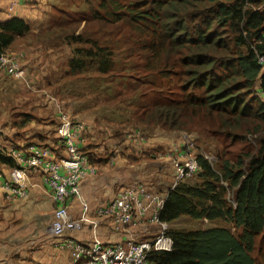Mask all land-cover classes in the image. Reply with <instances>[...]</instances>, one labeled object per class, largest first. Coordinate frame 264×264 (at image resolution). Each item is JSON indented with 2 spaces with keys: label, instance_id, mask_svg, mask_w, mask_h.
I'll list each match as a JSON object with an SVG mask.
<instances>
[{
  "label": "trees",
  "instance_id": "16d2710c",
  "mask_svg": "<svg viewBox=\"0 0 264 264\" xmlns=\"http://www.w3.org/2000/svg\"><path fill=\"white\" fill-rule=\"evenodd\" d=\"M48 8L39 31L26 18L0 19V52L26 38L48 61L33 70L40 81L74 77L100 100L131 89L128 74H143L142 90L129 100H146L149 92L151 101L127 103L124 111L135 112L128 122L145 135L156 127L197 130L219 143L217 166L199 154L198 180L171 189L160 216L171 224L189 217L230 226L170 228L172 249L154 250L151 262L264 264V0H51ZM123 25L134 41L121 58L101 33ZM239 141L245 148L234 150L235 163L225 151ZM94 158L105 164L109 154ZM0 162L17 166L2 148ZM222 179L237 186L236 204Z\"/></svg>",
  "mask_w": 264,
  "mask_h": 264
},
{
  "label": "crops",
  "instance_id": "0c3cea01",
  "mask_svg": "<svg viewBox=\"0 0 264 264\" xmlns=\"http://www.w3.org/2000/svg\"><path fill=\"white\" fill-rule=\"evenodd\" d=\"M50 1L29 0L16 7L14 11H11L8 0H0V19L6 20L15 16L26 18L32 23L34 31H39L40 27L47 21L46 14ZM38 48L37 44L29 45L22 42L20 45L14 43L8 49V52L26 68L32 86L29 88L25 87L26 84L22 82L24 80L18 79L16 81L17 79L14 80L15 78L13 79L12 76H9L7 73H4V70L0 69V100H3L0 101L1 107L12 106L13 100H20L23 105L25 103H32L24 95L29 90H33L37 94H44L43 99H45V90L48 92L49 89L47 88H50L51 85H46V83L40 81L38 75L36 76L33 72L35 67L43 63L44 57L40 56ZM42 67L44 66L42 65ZM35 97L38 96L36 95ZM97 115L94 118L95 123L102 124L99 123L101 116ZM75 117L85 122L87 127L89 125L87 131L90 139L88 137L86 140V150L90 153L91 157L94 155V159L97 161L101 159V156L109 154V160L105 164L99 165L96 163L99 168L96 176L86 179L82 185L83 196L90 205L89 215L92 221L84 224V227L80 229L67 232L64 236H56L52 229L55 203L42 183V174L34 171L33 167L25 168L24 182L28 188V195L10 198L7 196L6 190H0V264H85L84 262L76 263L71 251L61 246L65 237L74 236L78 240L89 243L96 241L104 243L119 241L127 233L126 230H114L110 220L102 218L97 214L96 209L101 204L113 198L121 188L133 183L135 180L144 181L151 188L159 191L168 190L171 187V185H168V188L164 189V185L166 184L164 179H160L159 182L155 181L153 174L162 175L161 171H157V169L147 171L146 175H137V163L134 164L132 161V159L136 160L133 155V149H135L133 146L135 144L132 142L131 136L126 134V130L123 132L124 139L121 138V134H114L119 140L115 137L106 139L102 137L100 139L101 133H106L109 134L108 137L110 136L106 128L102 130V126H96L93 119L87 123L83 117L78 115H75ZM19 118L17 116L10 118L13 121L9 122L6 115H0V148L6 150L12 156H14V150L24 152V149L28 145L24 146L23 143L30 141H32L30 143H33L34 135H38V132L41 131L38 130L39 127L37 125L28 127L22 124H27L31 119L33 120L32 117H25L24 120L26 122L19 120ZM55 123L52 124L55 125ZM23 126H26L23 130L29 132V135L27 134L25 137L28 140L23 139L22 135H24V131L21 132L20 130ZM90 126L97 127L95 133H92L94 131L90 129ZM160 133H162L160 134L161 139L168 142V144L162 146L169 149L173 140L170 137H166L163 130ZM57 136L58 128L56 125L47 141L51 143V139L57 138ZM145 145L142 149L145 148ZM50 146L54 145L50 144ZM55 147L58 149L57 145ZM136 149L138 148L136 147ZM57 153L62 155V148H59ZM161 154L159 153V155ZM164 159L171 166V171L174 172V166L170 164V156L165 155ZM13 168L15 167L6 162H0V173L5 177V180L11 178ZM117 176H120V187H117L114 182ZM109 182H113V184L108 187L106 184ZM70 207L73 216L81 217L83 210L81 202L78 199L72 201ZM140 226H132L130 229L133 230L134 234H139L142 230Z\"/></svg>",
  "mask_w": 264,
  "mask_h": 264
},
{
  "label": "built area",
  "instance_id": "2783aa9c",
  "mask_svg": "<svg viewBox=\"0 0 264 264\" xmlns=\"http://www.w3.org/2000/svg\"><path fill=\"white\" fill-rule=\"evenodd\" d=\"M10 9L22 0H9ZM263 60V58H261ZM0 67L17 77H24L25 70L6 52L0 53ZM84 124L73 122L66 114L59 129V140L64 145L65 155L59 157L49 146L31 144L24 152L13 151V155L23 168H14L11 178L6 179L0 173V190H6L10 198L26 196L24 169L33 167L42 174V183L55 203L52 229L55 235L63 236L66 231L80 229L92 221L89 215V203L82 193V183L98 172V167L81 150L84 141ZM192 172L181 169V175ZM78 199L83 204L80 218L71 213L70 204ZM164 197L151 191L144 182L131 184L118 192L111 200L97 208L99 215L110 219L117 230L133 233L131 226L157 224L154 236L136 239L132 234L118 242L103 244L81 242L74 237H66L62 247L70 249L75 262L86 260V264H152L150 253L155 249H171L173 238L169 234V224L160 220V210ZM155 228V227H154Z\"/></svg>",
  "mask_w": 264,
  "mask_h": 264
},
{
  "label": "rangeland",
  "instance_id": "374dc122",
  "mask_svg": "<svg viewBox=\"0 0 264 264\" xmlns=\"http://www.w3.org/2000/svg\"><path fill=\"white\" fill-rule=\"evenodd\" d=\"M71 12L75 14L76 11H71ZM129 31H130V28L127 25H123L119 27H114L112 30L110 29L107 33L103 31L101 35L107 34V37H108L107 39L110 40L109 44H111V46L115 49V51H119L121 49L122 55L120 56L122 58L128 42L132 43V41H134V40L129 41L132 35L131 33H129ZM25 39L26 38H17L15 41L16 45H20ZM66 51H67V55L63 59L65 61L69 55V50L67 49ZM120 56H119V53H116L117 60H120ZM52 58L57 60L58 55L54 54L52 55ZM43 62L45 63V65H47L48 63L47 59L45 60L44 58H43ZM39 67L40 66H38V68ZM7 71L8 70H4V73H6ZM60 75H61L60 73H57L55 74L54 78H58ZM136 81L138 80L134 79L133 84ZM55 82H56V85H51L52 87L47 88L49 89L48 92L47 90H45V95H46L45 99H43L44 94L42 93L37 94L33 90H29L28 92H25L24 95L26 98H29L32 103H25L23 105L22 101L13 100L12 106H6V107L0 106V115H6L9 122L13 121V120H10V118H15V116H17L18 118L20 117L19 120H24L25 117H32L33 120L31 119V121H29L27 124L25 123H22V124L27 125L28 127H30L31 125H34V126L37 125L39 127L38 130H41V131L38 132V135H34L35 136L34 142L37 144L47 143L49 146L50 144H53L54 146L58 145V140L56 137L51 139V143L47 140L51 136V132L54 131V128L56 127V125L59 124L60 122L59 115L61 113L60 111L62 110L75 120L79 119L78 117H75V115H78L80 117H83L87 121V123L93 119V122L96 126L103 127L102 130L106 128V130L110 133V136L108 137L109 134L101 133V136L99 137L100 139L102 137L104 139L113 138L115 137L114 134L117 135V133H119V135L121 134V138H123L124 130L136 129L135 123H131L126 120L129 115H132L131 116L132 118L135 115V112L130 113V111L128 110L124 111L125 108L127 109L126 104L129 102H131V104L135 107V102H133L132 100H129L133 98L132 96H134L135 91L138 90V89H135L133 85L131 89H125L123 94L119 95V97L109 98V99H106L107 101H104L105 98L103 100H100V98L97 99L96 96L94 97L93 95L95 93H93V90L90 89L89 87L84 86L83 83L77 82V79L74 77H65L63 79L58 78L56 79ZM29 85L30 83H26V86L28 88H29ZM35 94L38 97H35L36 96ZM1 95L3 96L2 92H1ZM59 96H62L63 99L60 98ZM125 98H127L128 100H126ZM30 100H28V102H30ZM0 101H3V100H0ZM97 114L101 116V120H99V123H102V124L95 123L94 118L95 116H98ZM52 123H55V125ZM96 126H90V129L94 131L92 133L96 132L97 130ZM24 127L26 126H23V128L20 129L21 132L24 131L23 130ZM161 131L162 129L160 127H156V128L149 130L148 135L147 134L145 135L146 139L144 140L146 141H143L146 143H141L140 145H138L132 141L135 144V146H133L135 147V149H133L134 150L133 155L136 158V160L132 159V161L134 164L137 163V167H136L137 175L138 174L146 175L147 171H153L154 169H157V171H161L162 175L153 174V177L156 182H159L160 179H164V181L166 182V184L164 185V189H166L168 188V185H170L176 179V176H175V173L171 171V166L164 161L165 160L164 156L159 155V153H161L163 149L158 150L157 147L168 144L166 140L161 139V136H160V134H162L160 133ZM164 132H165L166 137H170L171 140H174V141L177 140L178 137H180V135L183 134V132L174 131V130H166ZM136 133L138 136L142 137L141 132H136ZM27 134L29 135V132L24 131V135H22L23 139L28 140V138H25ZM88 137L90 139V135H88ZM192 137L195 139L194 135H192ZM115 138L119 140L118 137H115ZM214 143L219 145V143L216 141H214ZM240 144H241V141H239L236 146L229 147L225 152L226 153L230 152V154L233 155L235 153L234 150L236 152L240 150H244L245 147H242V146L239 147ZM144 145H145V148L142 149ZM136 147L138 149H136ZM139 149H142V150H139ZM152 154L155 156H152ZM119 180H120V176H117L114 181L117 187L119 186ZM197 180H198V176H195L190 181L196 182ZM112 184L113 182H109L106 185L109 187ZM163 191L164 190H162V192ZM213 225L230 226L225 221H222V220H218L214 222L205 221V220L196 221V220L190 219L189 217H183L179 219L178 221L170 224V228L174 227L178 229H195V228H206V227L213 226ZM233 230L235 229L233 228ZM147 234L148 233H145V235Z\"/></svg>",
  "mask_w": 264,
  "mask_h": 264
},
{
  "label": "clouds",
  "instance_id": "9594fccd",
  "mask_svg": "<svg viewBox=\"0 0 264 264\" xmlns=\"http://www.w3.org/2000/svg\"><path fill=\"white\" fill-rule=\"evenodd\" d=\"M29 0H22L16 7H18L19 5H21V4H24V3H26V2H28ZM8 2H9V5H10V1L8 0ZM15 7V8H16ZM11 10V9H10ZM15 10V9H14ZM14 10H11V11H14ZM4 52H6L7 54H9L10 56H12V58H14L16 61H17V59L12 55V54H10L9 52H8V50L7 51H4ZM1 53V52H0ZM123 56H125V57H129V54L128 53H126V54H124ZM261 58H263V60L261 59ZM260 59V61H262V62H264V57H260L259 58ZM18 62V61H17ZM19 63V62H18ZM19 65H20V67H22L24 70H25V76L24 77H17V76H15L14 74H12L11 72H9V71H7L6 73L9 75V76H12V77H14V78H16V79H22V80H24L26 83H30V85H29V87H31L32 86V83H31V80H30V78H29V76H28V72H27V70H26V68L25 67H23L20 63H19ZM0 69H2V70H6L5 68H1L0 67ZM128 76L130 77V83L126 86V87H128V86H130V87H132V85L134 86V88H136V87H139L140 86V84L142 83V77H143V74H140V75H137V74H135L134 72H132V73H130V74H128ZM134 79H136V80H138V81H136L134 84H133V80ZM142 90V86H140V88H138V92H140ZM260 94L262 95V96H264V91H262V90H260ZM143 99H146V100H137V102L136 103H138V102H141V103H146V102H148L147 100H149V101H151V94L148 92V94L147 95H145V96H143L142 97ZM262 98V97H261ZM104 101H107V100H104ZM61 113H60V115H59V119H60V122H59V124L57 125V128H58V136H57V140H58V149L59 148H62V151H63V154L62 155H59L58 153H57V151H58V149H56V147L55 146H49V145H46V144H38V145H44V146H49L50 148H52L56 153H57V155L59 156V157H62V156H64L65 155V149H64V145H63V143L62 142H60V140H59V129H60V126H61V124H62V121H63V115L64 114H66L63 110L62 111H60ZM73 122H81V123H83L84 124V133H83V135H84V141H83V144L81 145V150L84 152V153H86L88 156H89V158H90V161L92 162V164H94V165H96L97 166V164L96 163H94L93 161H92V159H91V155H90V153L86 150V147H87V145H86V140H87V138H88V131H87V125H86V123L85 122H83L82 120H80V119H78V120H75V119H73V118H71L68 114H66ZM74 117V116H73ZM75 118V117H74ZM161 128V127H160ZM163 131H166V130H168V129H165V128H161ZM174 131H176V130H174ZM177 131H179V132H183V134L182 135H180V137H178V139L177 140H173V142H172V144H171V146H170V148L169 149H167L165 146H160L161 147V150L163 149V151L161 152L162 154V156H164L165 157V155H169L170 156V164H172L173 166H174V173H175V176H176V179L170 184L171 185V187L168 189V190H164L163 192L162 191H159V190H157V189H153V188H151L146 182H144V181H141V180H135L133 183H131V184H134V183H137V182H144L148 187H149V189L151 190V191H155V192H157L158 194H160L161 196H163L164 197V203H165V201H166V198H167V196H168V193H169V191L171 190V189H173V188H175L176 186H177V184H179L180 182H186V181H190V180H192L195 176H197L198 175V173L201 171V169H202V166L200 165V163H199V159H198V156H199V154H204V156L206 157V158H208L209 159V161L216 167L217 166V164H218V154H219V147H217V145L218 144H215L214 143V141L213 140H204L203 138H201V136H200V133L197 131V130H195V131H193V130H177ZM124 132V131H123ZM134 132V133H133ZM136 132H141V129H131V130H126V134H128V135H130L131 136V138H132V136H133V142L135 143V144H138V145H140L141 143H143V141H145L144 139H146V137H145V134H143L142 132H141V136L143 137H140V136H138L137 135V133ZM192 135H194L195 136V139L192 137ZM247 138H249V139H251L252 141H254V136H252V135H248L247 136ZM33 143H35V142H33ZM33 143H30V144H28V146H27V148L31 145V144H33ZM35 144H37V143H35ZM229 154L227 155L231 160H233L234 162H235V159H234V156L233 155H231L230 154V152H228ZM13 157H15V156H13ZM16 158V157H15ZM214 158H215V160H214ZM16 160V162L18 163V161H17V159H15ZM236 163V162H235ZM19 164V163H18ZM17 164V166H12V167H15V168H23L22 166H21V164H19L18 165ZM245 166V165H244ZM98 167V166H97ZM26 168H30V167H26ZM182 168H185L186 170H189V171H191L192 173L190 174V175H188V174H186V173H184L183 175H181V169ZM14 169V168H13ZM243 169H245V167H243ZM98 172H99V168H98ZM97 172V173H98ZM96 176V175H95ZM94 177V176H93ZM90 178H92V177H90ZM89 179V178H88ZM84 182V181H83ZM220 183H222L224 186H226L227 187V189H228V195H227V198L233 203V204H236L235 203V199H234V190L237 188V186H234L233 188H231V187H228V186H230L229 185V182L228 181H226V180H224V179H222L221 180V182ZM131 184H129V185H131ZM82 185H83V183H82ZM129 185H127V186H129ZM127 186H125V187H127ZM125 187H123V188H125ZM123 188H121L120 190H122ZM83 193V192H82ZM29 194V193H28ZM27 194V195H28ZM118 194V193H117ZM116 194V195H117ZM115 195V196H116ZM114 196V197H115ZM113 197V198H114ZM113 198H111V199H113ZM53 199V198H52ZM111 199H109V200H111ZM85 200H86V198H85ZM108 200V201H109ZM74 201V200H73ZM80 201V200H79ZM87 201V200H86ZM81 202V201H80ZM88 202V201H87ZM107 202V201H106ZM89 203V202H88ZM105 203V202H104ZM81 205H82V210H83V204H82V202H81ZM163 206H164V204H163ZM163 206H162V208H163ZM89 207H90V205H89ZM162 208H161V210H162ZM161 210H160V215H161ZM96 212H97V209H96ZM97 214L99 215V213L97 212ZM159 215V216H160ZM100 217H102V218H105V219H107L106 217H103V216H101V215H99ZM53 218H54V214H53ZM75 218H78V217H75ZM80 218V217H79ZM108 220H110V219H108ZM160 220L161 221H164V220H162L161 219V216H160ZM205 221H208L207 219H205ZM52 222H53V220H52ZM111 222V221H110ZM164 222H167L168 224H169V234L171 235V233H170V222H168V221H164ZM112 223V222H111ZM86 224V223H85ZM113 225V224H112ZM84 227V226H83ZM132 227V226H131ZM141 228H142V230L139 232V234H134V232L133 233H131L130 231H126L127 233L121 238V240L122 239H125L128 235H130V234H132L136 239H144V238H150V237H152V236H154V235H152L155 231H156V229L158 228V226H157V224H155V226L153 225V224H150V223H148V224H144V223H142L141 224V226H140ZM155 227V228H154ZM113 228H114V230H117L114 226H113ZM123 230V229H122ZM75 231V230H74ZM119 231H121V230H119ZM67 232H69V231H66V233ZM71 232V231H70ZM65 233V234H66ZM145 233H148L147 235H145ZM64 234V235H65ZM63 235V236H64ZM56 236H58V235H56ZM61 237V236H60ZM71 237H74V236H71ZM171 237H172V235H171ZM66 238V237H65ZM75 238V237H74ZM173 238V237H172ZM76 239V238H75ZM65 240V239H64ZM78 240V239H77ZM121 240H119V241H121ZM78 241H81V240H78ZM81 242H85V241H81ZM97 242V241H96ZM115 242H118V241H115ZM89 243V242H88ZM95 243V242H94ZM102 243V242H101ZM108 243H113V242H104L103 244H108ZM92 244V243H91ZM63 248H65V247H63ZM172 249V248H171ZM171 249H168V250H171ZM68 250H70V249H68ZM155 250H167V249H155ZM71 251V250H70ZM154 251V250H153ZM152 251V252H153ZM151 252V253H152ZM71 253H72V251H71ZM150 253V254H151ZM73 255V254H72ZM150 256V255H149ZM74 257V256H73ZM150 259V258H149ZM75 261V260H74ZM151 261V260H150ZM78 262H84L85 264H86V260H81V261H78ZM78 262H76V263H78ZM153 264V263H152Z\"/></svg>",
  "mask_w": 264,
  "mask_h": 264
}]
</instances>
